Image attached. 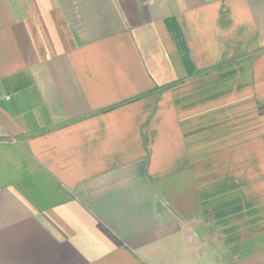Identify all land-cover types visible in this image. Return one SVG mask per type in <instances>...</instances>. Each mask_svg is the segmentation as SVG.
<instances>
[{
  "label": "crops",
  "instance_id": "0c3cea01",
  "mask_svg": "<svg viewBox=\"0 0 264 264\" xmlns=\"http://www.w3.org/2000/svg\"><path fill=\"white\" fill-rule=\"evenodd\" d=\"M0 125V264H264V0H0Z\"/></svg>",
  "mask_w": 264,
  "mask_h": 264
},
{
  "label": "built area",
  "instance_id": "2783aa9c",
  "mask_svg": "<svg viewBox=\"0 0 264 264\" xmlns=\"http://www.w3.org/2000/svg\"><path fill=\"white\" fill-rule=\"evenodd\" d=\"M6 98H8V96ZM2 132H3V128L0 125V142L7 141V138L2 134Z\"/></svg>",
  "mask_w": 264,
  "mask_h": 264
}]
</instances>
